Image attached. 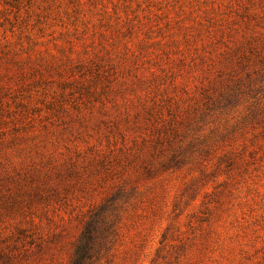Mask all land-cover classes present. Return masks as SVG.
Here are the masks:
<instances>
[{
    "label": "rangeland",
    "instance_id": "1",
    "mask_svg": "<svg viewBox=\"0 0 264 264\" xmlns=\"http://www.w3.org/2000/svg\"><path fill=\"white\" fill-rule=\"evenodd\" d=\"M99 207L96 264H264V0H0V264Z\"/></svg>",
    "mask_w": 264,
    "mask_h": 264
},
{
    "label": "trees",
    "instance_id": "2",
    "mask_svg": "<svg viewBox=\"0 0 264 264\" xmlns=\"http://www.w3.org/2000/svg\"><path fill=\"white\" fill-rule=\"evenodd\" d=\"M105 211L106 208L99 207V212H93L90 215L89 220L84 225L82 238L76 245L74 258L69 264H96L99 261L100 254L99 251H95V244L99 238L105 234H110L114 228L113 225L111 226L106 222V219H102ZM99 247L101 251L107 252V245L103 244Z\"/></svg>",
    "mask_w": 264,
    "mask_h": 264
}]
</instances>
